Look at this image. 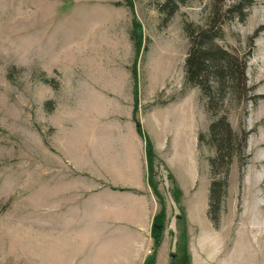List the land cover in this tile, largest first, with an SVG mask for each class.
<instances>
[{
    "label": "rangeland",
    "instance_id": "rangeland-1",
    "mask_svg": "<svg viewBox=\"0 0 264 264\" xmlns=\"http://www.w3.org/2000/svg\"><path fill=\"white\" fill-rule=\"evenodd\" d=\"M162 3L0 0V264L155 256L145 138L166 210L159 263L264 264V0ZM211 26L245 83L207 109L185 59L190 32ZM221 115L243 149L213 222L209 184L225 169L211 173L208 132Z\"/></svg>",
    "mask_w": 264,
    "mask_h": 264
},
{
    "label": "trees",
    "instance_id": "trees-1",
    "mask_svg": "<svg viewBox=\"0 0 264 264\" xmlns=\"http://www.w3.org/2000/svg\"><path fill=\"white\" fill-rule=\"evenodd\" d=\"M185 2V0H163V11L167 13L173 12L178 3ZM244 4H242L241 8ZM136 23V22H135ZM213 27H203L198 30H192L189 34L190 45L187 57L185 59V79L194 85H197L202 95L207 100V109H210L215 92H219L224 88L225 83H228L234 91L237 92L239 85L244 82L242 68H236V58L225 49H222L214 43V39L219 37L220 34L212 31ZM134 35V34H133ZM132 36V35H131ZM134 38V37H133ZM137 37V46L140 48ZM245 83V82H244ZM139 124L137 123V126ZM138 133L142 132L138 126ZM209 142L215 148V155L209 158L211 173L216 167H224V178L212 174L209 184L208 194V215L214 222L216 217H213V212L216 210L220 203L222 186H226L225 180L228 173V166L233 157L241 156L243 147H239V133L233 130L226 120V116H215L209 125ZM146 144V159H147V180L148 184L153 190L155 196L161 203L160 210L154 215L151 227V235L153 238L154 248L158 247L162 241V235L166 223V210L164 199L158 187L155 173V153L153 151L151 142L145 138ZM223 187L224 191L225 188ZM216 212V211H215ZM214 212V213H215ZM143 264H155L154 254H149Z\"/></svg>",
    "mask_w": 264,
    "mask_h": 264
},
{
    "label": "crops",
    "instance_id": "crops-1",
    "mask_svg": "<svg viewBox=\"0 0 264 264\" xmlns=\"http://www.w3.org/2000/svg\"><path fill=\"white\" fill-rule=\"evenodd\" d=\"M168 243H169L168 237L166 235H163L160 246L155 249V256H157V262L155 264H160L159 263V260H158L159 251H163V249L166 246H168ZM140 253L142 254V250L139 251L137 249V250H134V251L133 250L132 251H129V256L127 257L128 262L126 264H142L143 261H144V259L146 258V256L145 255L144 256L143 255L141 256ZM135 260H138V262L135 261Z\"/></svg>",
    "mask_w": 264,
    "mask_h": 264
}]
</instances>
